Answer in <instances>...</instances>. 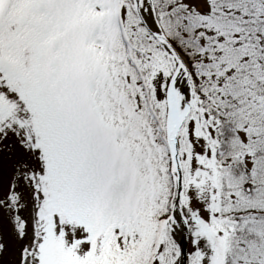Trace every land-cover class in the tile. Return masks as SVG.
<instances>
[{
  "label": "snow or ice",
  "instance_id": "snow-or-ice-1",
  "mask_svg": "<svg viewBox=\"0 0 264 264\" xmlns=\"http://www.w3.org/2000/svg\"><path fill=\"white\" fill-rule=\"evenodd\" d=\"M0 264H264V0H0Z\"/></svg>",
  "mask_w": 264,
  "mask_h": 264
}]
</instances>
